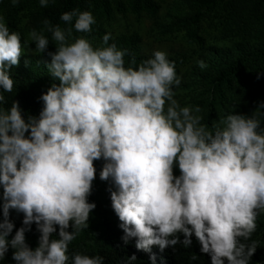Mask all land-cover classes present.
Segmentation results:
<instances>
[{"label": "clouds", "instance_id": "clouds-1", "mask_svg": "<svg viewBox=\"0 0 264 264\" xmlns=\"http://www.w3.org/2000/svg\"><path fill=\"white\" fill-rule=\"evenodd\" d=\"M39 3L47 7L50 0ZM60 19L72 27L46 19L44 29H33L22 45L19 32L0 17V260L11 247L16 264H174L199 241L211 264H264V247L251 240L257 219L264 227V128L258 113L231 111L219 123L204 124L199 106H181L174 98L181 77L165 52L125 67L128 50L109 44L110 33L102 37L104 47L94 48L85 36L73 39V28L92 31L90 11L73 9ZM45 30L54 52L48 51ZM29 42H35V54L50 57L44 63L59 84L41 95L39 117L26 121L18 102L4 108L3 93L13 92L9 69ZM100 159L99 176L111 182L117 216L101 225L106 238L88 243L93 257L72 253L70 259L69 244L88 228L96 207L88 197ZM10 209L24 219L9 240ZM33 223L40 233L35 249L25 237ZM57 225L59 239H53Z\"/></svg>", "mask_w": 264, "mask_h": 264}, {"label": "trees", "instance_id": "trees-1", "mask_svg": "<svg viewBox=\"0 0 264 264\" xmlns=\"http://www.w3.org/2000/svg\"><path fill=\"white\" fill-rule=\"evenodd\" d=\"M225 0H50L47 7H41L39 0H0V17L10 31L19 32L21 43L29 40L30 32L44 29V20L61 28L72 27L60 19L64 12L79 9L90 11L95 18L90 33H79L73 28V39L85 36L96 47H104L102 37L110 33L109 44L115 43L118 49H127L124 56L125 67L137 66L153 56L161 47L167 46V58L175 62V70L181 77V84L174 89L175 99L181 106H199L202 123L211 126L234 111L251 116L254 111L262 120L264 109L257 107L264 103V0H249L240 10L218 12ZM73 19V25H74ZM113 21L125 23V28L117 34L110 30ZM49 39L48 51H55L52 35L43 31ZM175 47V48H170ZM35 42H29L20 56L19 64L9 69L14 80L11 93H3L5 109L18 102L21 114L27 121L30 116L39 117L43 107L40 97L53 83L59 84L48 72L45 61L50 62L46 53L35 54ZM135 57V65L132 58ZM198 61L206 64L204 69ZM259 74V75H258ZM3 89L0 88V92ZM27 135V133H26ZM104 160L94 161L96 178L90 203L96 204L90 212L88 228L83 229L69 244V255L80 253L92 256L89 242L93 238H106L102 224L113 220L117 215L112 209L110 181H102L99 173ZM174 175L179 176L178 166ZM113 190L114 187H113ZM3 187L0 185V220H3ZM9 219L13 222V232L23 226L24 214L10 209ZM256 231L251 240H259L264 247V227L257 219ZM52 234L59 239V226ZM72 231L71 222L67 229ZM40 233L35 223L31 231L25 233L26 243L33 249L38 246ZM200 243L186 256L173 261L174 264H211L209 254L200 251ZM14 249L8 252L0 264H16L12 259ZM195 254L196 260H190ZM225 264L227 260L225 259ZM249 264H254L251 260Z\"/></svg>", "mask_w": 264, "mask_h": 264}, {"label": "rangeland", "instance_id": "rangeland-1", "mask_svg": "<svg viewBox=\"0 0 264 264\" xmlns=\"http://www.w3.org/2000/svg\"><path fill=\"white\" fill-rule=\"evenodd\" d=\"M248 2L249 0H225L218 9V12H222L223 14H225L226 12L237 11L243 8ZM124 28H125L124 22L113 21L110 30L117 34L118 32L122 31ZM170 48H175V47H170ZM161 51L167 53L168 47L167 46L161 47Z\"/></svg>", "mask_w": 264, "mask_h": 264}]
</instances>
